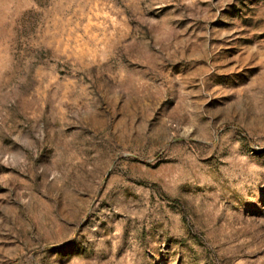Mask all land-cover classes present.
<instances>
[{"label": "rangeland", "instance_id": "rangeland-1", "mask_svg": "<svg viewBox=\"0 0 264 264\" xmlns=\"http://www.w3.org/2000/svg\"><path fill=\"white\" fill-rule=\"evenodd\" d=\"M0 264H264V0H0Z\"/></svg>", "mask_w": 264, "mask_h": 264}]
</instances>
